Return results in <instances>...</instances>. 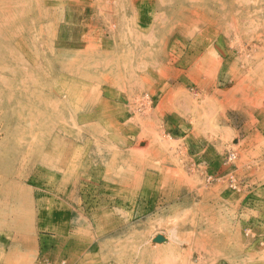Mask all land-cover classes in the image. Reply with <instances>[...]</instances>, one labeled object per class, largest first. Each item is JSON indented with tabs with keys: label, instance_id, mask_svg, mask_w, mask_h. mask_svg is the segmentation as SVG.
Returning <instances> with one entry per match:
<instances>
[{
	"label": "rangeland",
	"instance_id": "rangeland-1",
	"mask_svg": "<svg viewBox=\"0 0 264 264\" xmlns=\"http://www.w3.org/2000/svg\"><path fill=\"white\" fill-rule=\"evenodd\" d=\"M0 264H264V0H0Z\"/></svg>",
	"mask_w": 264,
	"mask_h": 264
},
{
	"label": "bare ground",
	"instance_id": "bare-ground-1",
	"mask_svg": "<svg viewBox=\"0 0 264 264\" xmlns=\"http://www.w3.org/2000/svg\"><path fill=\"white\" fill-rule=\"evenodd\" d=\"M21 44V43H20ZM17 45H19V42L17 43Z\"/></svg>",
	"mask_w": 264,
	"mask_h": 264
}]
</instances>
